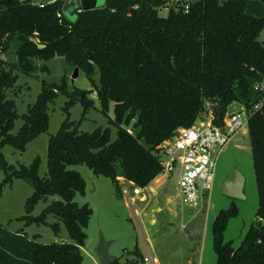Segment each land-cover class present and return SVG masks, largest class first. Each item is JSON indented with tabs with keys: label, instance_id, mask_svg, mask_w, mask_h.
I'll list each match as a JSON object with an SVG mask.
<instances>
[{
	"label": "trees",
	"instance_id": "trees-1",
	"mask_svg": "<svg viewBox=\"0 0 264 264\" xmlns=\"http://www.w3.org/2000/svg\"><path fill=\"white\" fill-rule=\"evenodd\" d=\"M34 0H0V170L3 187L20 179L32 188L24 204V227L49 228L60 233V222L69 243L40 244L24 230L12 233L0 225V264H83L81 248L87 238L92 210L74 202L85 184L71 167L84 164L94 176L116 185L122 178L144 189L161 173L160 145L193 127L208 111L214 126L222 127L229 106L238 103L250 111L262 100L254 86L264 78V0H200L182 8H169L166 18L157 10L163 0H105L91 11H75V22L62 15L64 0L43 9ZM60 15V17H58ZM10 56L14 58L12 62ZM61 58L84 73L93 91L70 90L68 78L42 82V91L27 113L18 116L7 91L15 88L16 73L32 76L47 72L37 63ZM110 127L80 133L70 122L69 110L79 103L85 113L95 101ZM68 98L66 115L47 144V174L39 176L41 161L29 166L7 164L1 151L11 146L22 153L27 144L48 128V105L60 95ZM113 118H108L109 106ZM209 106V107H208ZM22 126L11 134L15 121ZM248 138L258 195L255 221L239 248L223 241V233L237 209L220 211L211 226L214 264H264V104L249 115ZM130 132V133H129ZM46 206L33 216L35 206ZM49 216L58 220L49 224ZM134 259L112 264H141Z\"/></svg>",
	"mask_w": 264,
	"mask_h": 264
},
{
	"label": "rangeland",
	"instance_id": "rangeland-1",
	"mask_svg": "<svg viewBox=\"0 0 264 264\" xmlns=\"http://www.w3.org/2000/svg\"><path fill=\"white\" fill-rule=\"evenodd\" d=\"M38 1V0H34ZM188 3H195L200 0H186ZM68 3H78L82 11L100 9L104 6L105 0H64L62 5V15L70 22H75L76 16L68 15ZM94 3V5H93ZM168 8L162 7L157 10L159 18H166ZM259 42L264 45V30L259 36ZM13 62L14 58L10 56ZM46 66L48 71H38L32 76L16 73L18 76L15 88L7 91V97L14 101L16 113L20 117L27 113L42 91V82L47 84L59 83L63 76L68 78L70 90L79 89L81 91H93L89 80L83 72L78 71L76 78L75 69L66 64L63 59L55 58L49 62L37 63ZM89 98L95 101L93 109L88 110L82 119L83 107L76 103L69 110L70 122L79 123L78 132L91 133L95 129L110 127L111 141L116 138V129L108 125V119L99 112V104L91 93ZM68 98L60 94L53 103L48 105L47 114L49 117L47 131L35 140L27 144L24 152L20 153L11 146H5L1 153L7 164L18 168L19 166H29L38 157L41 161L39 176L47 174V144L51 136L56 135L61 124L65 120L63 108ZM244 108L238 103L229 106L227 114L239 112ZM113 118V107L109 106L108 118ZM22 126L21 119L15 121L12 135H15ZM247 126H244L240 134L234 137L222 150L216 160L215 181L211 192L198 191L197 206L192 208L181 204L179 200L175 202L176 212L179 219L170 221L165 212L157 215L160 235L156 242H151L152 255L159 264H187L191 261L197 264L203 253L204 247L207 250V260L212 257L213 264L216 255L212 248L211 226L215 216L222 210H227L231 205L237 209V215L230 219L223 233V241L230 242L233 249L240 247L244 236L250 225L255 221L258 208V195L256 181L253 170V161L250 150V142L247 135ZM241 133H244L242 135ZM237 138V139H236ZM79 173L84 181V194H77L74 202L79 206L87 204L92 210L88 227L86 229V240L81 248L83 264H99L94 253L100 237L110 243L108 253L110 256L119 259L121 263L131 261L134 257L131 254L137 248L142 255L146 253L144 240L148 239L145 234L147 222L144 218H134L133 211L142 209L136 203L130 208L118 195L116 185L104 176H94L84 165L80 164L70 168ZM238 174L244 181L243 200L230 199L221 194V186L224 180ZM5 178V174L0 170V183ZM161 184L169 197L176 199L178 188L176 185V172L169 179L163 180ZM146 187V194L149 187ZM126 187L118 185V190ZM32 188L28 183L20 179H13L11 186H5L0 192V225L9 232L16 233L24 230L25 234L32 238L38 236L36 242L40 244H51L66 242L70 240L65 227L52 216L47 221L49 224L59 223L60 233L56 236L47 227H37L34 225L24 227L20 218L24 216V204L27 198L32 195ZM166 194V195H167ZM150 199V198H149ZM209 201V202H208ZM43 202H39L32 213L37 216L45 208ZM150 241V240H149ZM206 264V261H205ZM208 264V263H207Z\"/></svg>",
	"mask_w": 264,
	"mask_h": 264
},
{
	"label": "built area",
	"instance_id": "built-area-1",
	"mask_svg": "<svg viewBox=\"0 0 264 264\" xmlns=\"http://www.w3.org/2000/svg\"><path fill=\"white\" fill-rule=\"evenodd\" d=\"M59 0H38L33 5L40 9L55 4ZM225 1V0H221ZM166 8H182L189 10L186 0H163ZM60 17V15H58ZM254 91L262 95V100L250 111L243 109L233 114H227L223 126L212 123L210 111L193 127L182 129L176 137L164 141L159 147L161 173L155 181H163L176 172L178 188L177 200L188 207H196L198 191L211 192L215 180L216 160L223 148L243 129L248 126L249 115L259 110L264 104V78L254 86ZM209 107V106H208ZM130 133V132H129ZM117 186L123 184L118 195L132 208L136 199L145 202V189L134 186L122 178H117ZM141 264H158L148 250L141 259Z\"/></svg>",
	"mask_w": 264,
	"mask_h": 264
},
{
	"label": "crops",
	"instance_id": "crops-1",
	"mask_svg": "<svg viewBox=\"0 0 264 264\" xmlns=\"http://www.w3.org/2000/svg\"><path fill=\"white\" fill-rule=\"evenodd\" d=\"M240 132L236 136H238ZM241 134L244 135V133H241ZM247 135H248V130H247ZM152 183H155V184L153 185V187H149L148 192L144 196L146 201L140 202L139 198L135 200V204L136 203L140 204L142 209L139 208V211H136V210L133 211L134 218L140 219L141 217H143L144 221L147 222V225L145 228V234L148 236V239L144 240L146 253L148 250L150 252L152 251L150 243L156 242L157 237L160 235L157 215L161 214L162 212H165V214L167 215L170 221H175L179 219V214L176 212V209H175L177 206L174 205L175 202L177 201V197L176 199H173L168 196L166 191L162 190L163 187L161 184L163 182L153 181ZM146 253L144 255H146ZM205 261H206V264L207 263L213 264L214 260L212 261L211 255H209V259L207 260V250L204 247L203 253L200 256V259L197 264H205ZM187 264H193V263L191 261H188Z\"/></svg>",
	"mask_w": 264,
	"mask_h": 264
},
{
	"label": "water",
	"instance_id": "water-1",
	"mask_svg": "<svg viewBox=\"0 0 264 264\" xmlns=\"http://www.w3.org/2000/svg\"><path fill=\"white\" fill-rule=\"evenodd\" d=\"M94 5V3H93ZM68 15L70 17L75 16V11L79 9L78 3H68ZM78 69H75V75L73 79L77 76ZM156 154H159V150L156 151ZM243 188L244 181L243 179L236 173L230 179L224 180L221 186V194L227 198L235 199V200H243ZM110 243L106 242L104 238L100 237L98 245L94 249V253L98 259L99 264H112L117 258L112 257L108 253Z\"/></svg>",
	"mask_w": 264,
	"mask_h": 264
},
{
	"label": "flooded vegetation",
	"instance_id": "flooded-vegetation-1",
	"mask_svg": "<svg viewBox=\"0 0 264 264\" xmlns=\"http://www.w3.org/2000/svg\"><path fill=\"white\" fill-rule=\"evenodd\" d=\"M230 179V178H229Z\"/></svg>",
	"mask_w": 264,
	"mask_h": 264
}]
</instances>
